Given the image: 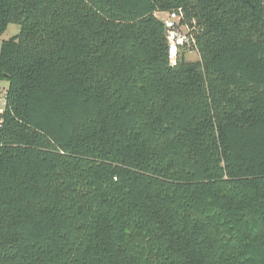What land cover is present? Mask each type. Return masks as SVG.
<instances>
[{
    "label": "trees",
    "instance_id": "obj_1",
    "mask_svg": "<svg viewBox=\"0 0 264 264\" xmlns=\"http://www.w3.org/2000/svg\"><path fill=\"white\" fill-rule=\"evenodd\" d=\"M179 11L199 59L171 66ZM10 24L0 264H264V0H0Z\"/></svg>",
    "mask_w": 264,
    "mask_h": 264
},
{
    "label": "built area",
    "instance_id": "obj_2",
    "mask_svg": "<svg viewBox=\"0 0 264 264\" xmlns=\"http://www.w3.org/2000/svg\"><path fill=\"white\" fill-rule=\"evenodd\" d=\"M182 12H173L160 18L166 28V38L168 44V62L171 66L177 62L178 55L182 49L192 50L195 47V40L191 30L187 25H183ZM0 81V116L6 108L5 94L7 88L1 85Z\"/></svg>",
    "mask_w": 264,
    "mask_h": 264
},
{
    "label": "rangeland",
    "instance_id": "obj_3",
    "mask_svg": "<svg viewBox=\"0 0 264 264\" xmlns=\"http://www.w3.org/2000/svg\"><path fill=\"white\" fill-rule=\"evenodd\" d=\"M157 17L158 18H164L165 14H157ZM18 33H19V27L17 25L10 24L6 28L5 32L0 36V45H1L2 41H6V40L10 39L11 37L17 35ZM181 53L183 54L184 58L187 61L196 62L199 59L198 55H197V53L195 51H191V50H188V49H183V50H181ZM1 85L4 88H7V83L5 81H2Z\"/></svg>",
    "mask_w": 264,
    "mask_h": 264
}]
</instances>
